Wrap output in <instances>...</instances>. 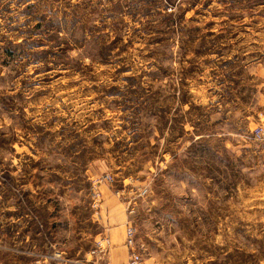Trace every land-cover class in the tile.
<instances>
[{"label": "rangeland", "instance_id": "1", "mask_svg": "<svg viewBox=\"0 0 264 264\" xmlns=\"http://www.w3.org/2000/svg\"><path fill=\"white\" fill-rule=\"evenodd\" d=\"M262 129L264 0H0V264H87L102 188L143 264H264Z\"/></svg>", "mask_w": 264, "mask_h": 264}, {"label": "built area", "instance_id": "2", "mask_svg": "<svg viewBox=\"0 0 264 264\" xmlns=\"http://www.w3.org/2000/svg\"><path fill=\"white\" fill-rule=\"evenodd\" d=\"M257 137L262 138L264 137V130H257ZM104 182H112L113 177L111 175H106L103 180ZM100 181V182H101ZM98 186L93 187V207L95 209L100 208L101 203V193L96 191ZM150 191L149 187H143L140 189V196L145 197L148 195ZM128 214L134 215L136 210V203L133 206H128ZM111 240L109 237L105 236L102 237L100 240L96 242V245L92 251H90L87 256V264H104L106 259L108 258ZM128 249V263L127 264H143V255L140 250V245L138 243L136 237V229L133 225V220L131 218L128 219L126 223V243Z\"/></svg>", "mask_w": 264, "mask_h": 264}, {"label": "crops", "instance_id": "3", "mask_svg": "<svg viewBox=\"0 0 264 264\" xmlns=\"http://www.w3.org/2000/svg\"><path fill=\"white\" fill-rule=\"evenodd\" d=\"M108 189V188H107ZM102 188L103 199L107 202L106 224L110 226L104 229L111 240V247L108 258L104 264H127L128 263V249L126 243L125 232V214L117 200L110 195L111 190ZM104 205V202H103Z\"/></svg>", "mask_w": 264, "mask_h": 264}]
</instances>
